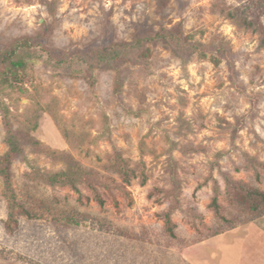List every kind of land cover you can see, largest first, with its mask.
Wrapping results in <instances>:
<instances>
[{
  "label": "rangeland",
  "instance_id": "obj_1",
  "mask_svg": "<svg viewBox=\"0 0 264 264\" xmlns=\"http://www.w3.org/2000/svg\"><path fill=\"white\" fill-rule=\"evenodd\" d=\"M179 24L187 40L225 47L230 60L181 59L159 42L145 49L147 65L94 69L93 86L46 66L48 51L108 47ZM262 37L264 0H0V52L18 44L12 60L25 58L22 68L0 67V98L25 157L11 163V188L30 214L17 210L7 227L0 176V264H147L212 235L264 233L263 198L254 210L245 199L264 193ZM5 137L0 113V167ZM123 161L129 195L99 189L104 206L86 184L79 202L70 187L35 179L76 166L124 185Z\"/></svg>",
  "mask_w": 264,
  "mask_h": 264
},
{
  "label": "trees",
  "instance_id": "obj_2",
  "mask_svg": "<svg viewBox=\"0 0 264 264\" xmlns=\"http://www.w3.org/2000/svg\"><path fill=\"white\" fill-rule=\"evenodd\" d=\"M159 42L167 44L175 56L181 59H189L194 54L200 56L216 55L227 61L231 58V52L225 47H216L211 44H204L202 42L189 41L184 35L182 24H179L173 28L166 29L161 28L159 30L148 29L135 36L131 42L119 43L110 45L108 47H101L95 49H88L87 51L75 50L70 54L58 53L48 51V61L46 66L52 71H56L58 75H67L76 78H82L86 80L90 85L95 84L93 77L94 69H113L119 70V67L124 63H132L135 65H147V60L144 55L145 49L149 45H153ZM22 46L29 48L31 43L29 40H24ZM260 46L264 47V37L260 41ZM18 44L9 51L0 52V67L3 65H11L13 68H22L25 65V58H19L13 61L12 58L16 56L18 51ZM0 113L2 116L3 125L6 132L5 142L8 147L7 153L2 157V163L0 167V176L3 178L5 184L6 195L8 198V223L7 227L11 224H15V212L21 215L30 217V214L16 201L15 194L10 184V166L14 160H24V150L21 146V142L17 135L13 132L9 121L10 109L0 98ZM118 172L122 176V183L124 185H117L112 180L107 178L96 177L93 173L78 168L76 166L70 167L67 171H62L56 174L50 172L40 173L36 171L35 179L39 182L49 185L51 187L56 186H68L77 195L79 202H82L83 195L78 184L83 183L88 186V189L92 192V200L99 206H104L105 200L101 194L102 191L114 196L116 190L125 196L129 195L125 185H129L131 181L130 168L126 162H121L118 165ZM146 181V177L142 178V184ZM259 196L263 199L258 200L264 204V193L258 191H247L245 199L248 203L251 202L252 209H256L257 205L253 201L255 196ZM117 205V202H115ZM211 208L214 209L215 214L222 218L219 213V205L217 199L214 198L211 203ZM168 233L174 237L173 227L174 224L170 219L169 214L163 216Z\"/></svg>",
  "mask_w": 264,
  "mask_h": 264
},
{
  "label": "crops",
  "instance_id": "obj_3",
  "mask_svg": "<svg viewBox=\"0 0 264 264\" xmlns=\"http://www.w3.org/2000/svg\"><path fill=\"white\" fill-rule=\"evenodd\" d=\"M248 228L209 236L206 240L172 251L158 253L147 264H264V233ZM238 231V232H237Z\"/></svg>",
  "mask_w": 264,
  "mask_h": 264
}]
</instances>
